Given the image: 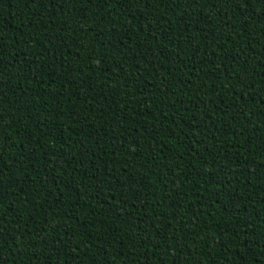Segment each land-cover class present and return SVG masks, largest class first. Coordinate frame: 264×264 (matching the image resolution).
Returning a JSON list of instances; mask_svg holds the SVG:
<instances>
[{
	"label": "trees",
	"instance_id": "1",
	"mask_svg": "<svg viewBox=\"0 0 264 264\" xmlns=\"http://www.w3.org/2000/svg\"><path fill=\"white\" fill-rule=\"evenodd\" d=\"M0 264H264V0H0Z\"/></svg>",
	"mask_w": 264,
	"mask_h": 264
}]
</instances>
